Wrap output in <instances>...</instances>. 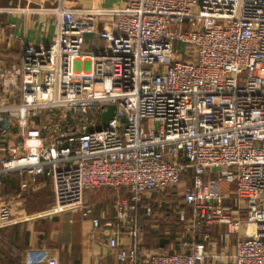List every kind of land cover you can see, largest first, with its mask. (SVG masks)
I'll return each mask as SVG.
<instances>
[{
    "label": "built area",
    "instance_id": "2783aa9c",
    "mask_svg": "<svg viewBox=\"0 0 264 264\" xmlns=\"http://www.w3.org/2000/svg\"><path fill=\"white\" fill-rule=\"evenodd\" d=\"M57 1L26 9L44 11L35 23L44 39L54 25L52 39H22L19 62L0 60V184L17 172L28 189L46 176L55 203L45 215L81 210L95 230L86 192L109 188L107 245L121 262L264 264V0H119L116 10ZM87 35L102 48L87 53ZM179 183L192 208L180 214V251L143 249L140 204ZM15 221L2 201L0 227ZM26 264L60 260L30 247Z\"/></svg>",
    "mask_w": 264,
    "mask_h": 264
},
{
    "label": "crops",
    "instance_id": "0c3cea01",
    "mask_svg": "<svg viewBox=\"0 0 264 264\" xmlns=\"http://www.w3.org/2000/svg\"><path fill=\"white\" fill-rule=\"evenodd\" d=\"M57 4V0H0V19L3 21V25L5 24L13 30L15 43H19L18 45H15L14 48L20 49V52L23 51L22 39H26L28 42L32 43H41L42 41H50L52 39L56 30L54 25L50 24L47 27V39L42 37L41 33H39V27H37V24L40 21H45L47 19L44 15V11L36 14L31 11L26 12V9L38 10L41 8H52ZM66 5L68 7L100 6L104 9L116 10L121 7V2L119 0H66ZM10 10L15 11L10 12ZM36 21L37 24L35 23ZM5 41V29L0 27V43H5ZM13 46V43H7V48H13ZM0 60L5 65L4 59L0 58ZM10 175L18 179L20 186L23 178L22 175L17 172L11 173ZM39 180L41 181L38 182L36 187L32 186L30 188L37 191L44 187L48 182L43 178ZM88 192L89 191H87L85 196V204L87 207H92L94 209V216L101 221V227L96 230L93 228L90 215H84L81 210H74L69 213L51 216L45 215L44 212H41L43 214H28L26 209V199L20 193H13L7 197H3L0 194V203L2 201L10 203L13 217L16 220L14 222L15 224L23 222L28 223V245L30 247H36L35 244L37 243L36 237L33 236L34 221L36 218L44 216L50 217L51 219L56 216L55 218L60 219V228L52 231L50 238L54 245L57 244L52 249L57 253L60 264H123L117 260L113 251L109 249L107 245L109 233L116 227V196L109 188H102L95 190V192ZM53 206L50 209H52ZM71 213H79V217L86 219L85 226L81 227V225H71ZM139 214L141 215L143 227L142 231L139 233V242L143 246H148L149 244L148 247H151L152 237L157 238L155 236L158 235L161 237L167 233L165 225L169 223V220L165 216V213L163 217V213H159L158 211L149 219L144 213H141L140 210ZM170 222H172V220H170ZM128 232L129 227H123L121 241L126 244L132 241ZM43 246L45 247L46 245ZM153 247L154 245L152 248ZM166 250L170 251L168 248Z\"/></svg>",
    "mask_w": 264,
    "mask_h": 264
},
{
    "label": "trees",
    "instance_id": "16d2710c",
    "mask_svg": "<svg viewBox=\"0 0 264 264\" xmlns=\"http://www.w3.org/2000/svg\"><path fill=\"white\" fill-rule=\"evenodd\" d=\"M0 27L5 29L6 35V44L0 43V58L4 59L6 66H9L14 62L19 61L22 57V52H20V49L14 48L15 45H18L19 43H15L14 39L11 40L10 33L13 30L7 27V25H3V21L1 19ZM10 42L14 44L13 48H7V43ZM41 178L48 182L44 187L35 191L31 188L21 189L18 179L11 175H7L6 177L1 178L0 194L3 197H7L13 193H20L26 199V209L28 214L45 212V210L47 211L53 206L54 194L50 179L41 175V177H38V182L41 181L39 180ZM185 184L186 183L168 185L163 189L156 190L152 194L151 199L145 198L140 204L141 213L145 214V208L147 205H152L154 213H157L159 207L158 201H161L163 206L162 210L165 212V215L169 220V223L165 225L167 233L161 237L159 235L155 236L157 238L152 237L151 242L154 247H149L150 251L165 252L169 247L172 249V252L180 251L177 236L182 234L184 230V221L180 219V214L184 212L188 219L191 218L192 214L191 207L182 206L180 204L182 197L181 195H178V193L185 186ZM89 192H95V190H89ZM165 201L168 205L163 204ZM55 217L56 216L50 219V217L43 216L35 219L33 236L36 237L37 243L34 248L44 247L43 245H46L45 247L48 248H53L57 245L50 243L52 231L60 228V219ZM170 220H172V222H170ZM28 238L27 222L0 227V264H26V254L30 248L28 245ZM145 247L146 246H143V249ZM121 263L129 264L127 262Z\"/></svg>",
    "mask_w": 264,
    "mask_h": 264
},
{
    "label": "rangeland",
    "instance_id": "374dc122",
    "mask_svg": "<svg viewBox=\"0 0 264 264\" xmlns=\"http://www.w3.org/2000/svg\"><path fill=\"white\" fill-rule=\"evenodd\" d=\"M176 25L175 24H173V28L175 27ZM8 27V26H7ZM11 29V28H10ZM14 32L13 31H11V33H10V35L11 34H13ZM10 38H11V40H13L14 39V37H11L10 36ZM10 44H11V42H10ZM104 45V41H102V40H100V39H96L94 36H92V35H87L86 36V45H85V47H86V52L88 53V52H91L92 50H96V49H100V48H102V46ZM176 48H178V49H180V50H183L184 49V45L182 44V43H178V42H176ZM13 64V63H12ZM11 64V65H12ZM11 65H9V66H11ZM81 65H82V63L80 62V61H78L77 63H76V69L78 70V69H80V67H81ZM6 66V65H5ZM86 66H87V64H86ZM88 69V67H86V70ZM167 201V200H166ZM166 201L163 203V204H165V205H168L167 203H166ZM114 205V204H113ZM162 209H163V206H162ZM165 209V208H164ZM158 211V210H157ZM163 211V210H162ZM159 212V211H158ZM40 212H38V214H39ZM163 213V217H164V211L162 212ZM40 214H43V213H40ZM72 215V216H71ZM71 219H72V224L71 225H77V226H79V225H81V227H83V226H85V224H86V219H84L83 217L81 218V217H79L78 215H79V213H77V214H74V213H71ZM68 216V215H67ZM166 216V215H165ZM183 234V233H182ZM182 234H180V235H178L177 237H178V239L182 236ZM149 238V237H148ZM147 238V239H148ZM50 243L52 244L53 242L52 241H50ZM148 246H149V244H148ZM148 246H146V247H148ZM149 248V247H148ZM170 251H172V249L169 247L168 248Z\"/></svg>",
    "mask_w": 264,
    "mask_h": 264
},
{
    "label": "water",
    "instance_id": "95a60500",
    "mask_svg": "<svg viewBox=\"0 0 264 264\" xmlns=\"http://www.w3.org/2000/svg\"><path fill=\"white\" fill-rule=\"evenodd\" d=\"M115 109H116V105L114 104L108 105V110L103 115V122L106 126L108 125L109 119L114 117Z\"/></svg>",
    "mask_w": 264,
    "mask_h": 264
}]
</instances>
